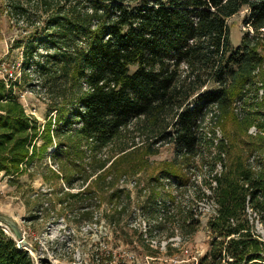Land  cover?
Returning <instances> with one entry per match:
<instances>
[{
    "label": "trees",
    "instance_id": "trees-1",
    "mask_svg": "<svg viewBox=\"0 0 264 264\" xmlns=\"http://www.w3.org/2000/svg\"><path fill=\"white\" fill-rule=\"evenodd\" d=\"M244 9L253 32L235 47L228 20ZM4 16L27 35L9 49L22 55L21 76L0 79V175L33 220L69 219L82 207L79 216L92 221L95 209L81 205L93 195L112 199L107 216L120 223L132 204L131 191L120 204L121 182L170 144L174 158L138 197L146 226L161 206L176 210L158 225L176 222L188 171L198 166L209 177L193 202L215 211L211 249L198 264H264L249 215L264 224V0H0V27ZM35 81L47 97L44 123L20 100ZM211 83L218 87L207 91ZM248 101L239 114L237 104ZM135 132L141 142L125 141ZM26 175H40L49 191L26 188ZM184 213L173 232L192 236L201 223L193 208ZM0 264L35 261L0 229Z\"/></svg>",
    "mask_w": 264,
    "mask_h": 264
},
{
    "label": "rangeland",
    "instance_id": "rangeland-1",
    "mask_svg": "<svg viewBox=\"0 0 264 264\" xmlns=\"http://www.w3.org/2000/svg\"><path fill=\"white\" fill-rule=\"evenodd\" d=\"M249 11L242 10L237 15L228 20L230 27V38L232 44L236 47L241 44L242 37L251 27L247 25ZM3 26L0 27L2 40L0 41V79L6 76V79L20 77L22 66V55L16 50L9 55L11 44L18 37L27 35L23 29L11 28L8 18H2ZM43 49V48H42ZM14 75V76H13ZM35 81L32 85L25 88L20 95V100L26 107L27 111L34 115L42 123L46 122L48 105L46 96L39 93ZM36 84V85H35ZM217 84L211 83L207 91L214 90ZM263 95L260 91L259 98ZM254 97V94L250 95ZM252 101V100H250ZM249 105L247 103H238L236 111L244 113V109ZM256 128L253 127L250 133L255 135ZM134 133V132H133ZM130 133L125 141H131L132 137H136V142H141L139 132L135 135ZM222 137V133L218 134ZM52 151V149H51ZM175 152L170 144H163L159 148L156 155L149 157L150 167L147 171L141 172L134 178L121 182V187H126L120 204L128 205V191H131L128 212L120 219V223H112L108 216L109 205L112 199L109 196H93L87 195L83 205H92L95 209V216L92 221L79 216L77 212L82 211V207L73 212H69L70 217L56 218L44 217L34 219L31 213L26 209L24 199L14 186H10L7 179L0 175V213L12 217L22 232L25 243L21 244L22 248L29 251L35 264H198L200 260L211 249V238L208 231V220L215 214L214 205L209 202H193V191L198 187L201 188L203 179H207L209 174L207 169L201 167H193L188 173L190 182L181 189L182 204L175 212L176 222L168 221L162 226L158 225L160 217H164L165 211H174L176 209L161 206L157 215H150L146 221H143L141 209L144 199L138 198L142 191V187L149 185V180L154 176L156 170L163 168L162 163L170 161L174 158ZM50 166L55 168L53 161L47 158ZM22 182L28 184L26 188L35 189L37 191H49L48 185L44 182L40 175L29 179L26 175L22 177ZM204 189L205 186H203ZM25 189V188H24ZM77 191V189L73 190ZM119 198V197H118ZM118 201L116 200L114 204ZM194 210L195 219L201 223L198 231L192 235H183L180 230L173 229L178 226V220L182 221L186 215L184 212L189 209ZM39 214V213H38ZM250 219L255 224L256 233L260 239L264 241V224L261 222V215L249 211ZM156 218V219H155ZM158 219V221H157ZM162 222V221H160ZM179 227V226H178ZM0 229L12 236L19 246L20 243L11 228L0 221ZM148 230V231H147ZM174 233V234H173ZM175 235V236H172Z\"/></svg>",
    "mask_w": 264,
    "mask_h": 264
},
{
    "label": "water",
    "instance_id": "water-1",
    "mask_svg": "<svg viewBox=\"0 0 264 264\" xmlns=\"http://www.w3.org/2000/svg\"><path fill=\"white\" fill-rule=\"evenodd\" d=\"M0 221L3 222L5 225H7L9 228H11L13 230V232L15 233V235H16L19 243H20L19 247L21 249H23L21 244L25 243V239L22 235V232H21L17 222L12 217L5 215V214H2V213H0Z\"/></svg>",
    "mask_w": 264,
    "mask_h": 264
}]
</instances>
